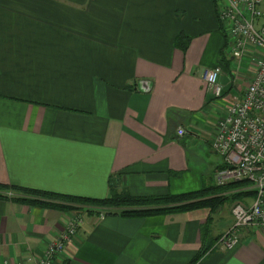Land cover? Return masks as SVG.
Returning <instances> with one entry per match:
<instances>
[{"label": "crops", "instance_id": "obj_1", "mask_svg": "<svg viewBox=\"0 0 264 264\" xmlns=\"http://www.w3.org/2000/svg\"><path fill=\"white\" fill-rule=\"evenodd\" d=\"M226 49L213 0H0V184L92 199L217 185L212 141L245 91ZM216 68L218 100L202 79ZM215 213L91 215L53 264H264V230L215 248L233 225ZM67 224L0 199V264L41 259Z\"/></svg>", "mask_w": 264, "mask_h": 264}, {"label": "built area", "instance_id": "obj_2", "mask_svg": "<svg viewBox=\"0 0 264 264\" xmlns=\"http://www.w3.org/2000/svg\"><path fill=\"white\" fill-rule=\"evenodd\" d=\"M217 13L227 34L225 55L235 67L237 83L248 57L255 64V74L242 94L232 97L226 114L218 124L212 148L223 158V169L215 175L217 185L246 181L238 191L252 193L250 201L232 208L233 225L217 240L215 248L233 250L241 243L244 230H264V0H220ZM203 81L215 100L224 96L220 68L203 73ZM185 131L179 130L183 136ZM80 221L70 219L66 228L46 248L41 259L28 264H53L78 236ZM3 264H12L6 260Z\"/></svg>", "mask_w": 264, "mask_h": 264}, {"label": "trees", "instance_id": "obj_3", "mask_svg": "<svg viewBox=\"0 0 264 264\" xmlns=\"http://www.w3.org/2000/svg\"><path fill=\"white\" fill-rule=\"evenodd\" d=\"M219 1L213 0V3L217 6ZM184 39V37L181 38L180 42L183 41V47H186ZM240 188H235L233 183L226 186L215 185L206 187L200 192L177 196L135 197L130 194H114L106 199H92L60 195L16 186H11L8 189L7 186L0 184V199H9V196H11L15 201L23 203L86 211L90 215H119L124 218H147L157 215L205 209L208 212L207 226L209 227L211 214L215 212L221 203L230 200L229 195H235L232 199L238 200L244 194L238 191ZM249 195L252 196L250 193ZM30 197H36L37 199H30ZM53 198L62 201L63 205L47 201ZM205 252L203 249L194 262H197Z\"/></svg>", "mask_w": 264, "mask_h": 264}, {"label": "rangeland", "instance_id": "obj_4", "mask_svg": "<svg viewBox=\"0 0 264 264\" xmlns=\"http://www.w3.org/2000/svg\"><path fill=\"white\" fill-rule=\"evenodd\" d=\"M243 63V69L240 72V76L238 77L237 83L236 85H238L239 87H242L246 90V88L248 87V83L251 82L254 74H255V64L253 61H250V59L248 57H245L242 61ZM232 77H231V81L234 78L235 75V67L234 65H232V73H231ZM246 181H239V182H230L227 185L233 184L235 188L236 187H247V183H245ZM226 186V185H225ZM244 194L238 199H232L235 195L231 194L230 196V200L229 201H225L224 203H221L217 208H216V212L215 215H217V218L219 219H226L228 216L231 215V211L232 208L234 207V205L236 203L239 202H244V201H250V198L253 196H250L249 193L243 192ZM247 194V196H246ZM252 194V193H250ZM249 195V196H248ZM11 200H14L13 198H11V196H9ZM30 199H37L36 197H30ZM43 201V200H42ZM50 203H54V204H60L63 205V202L60 200H56V199H49L47 200ZM31 204V203H30ZM36 205V204H33ZM42 206V205H40ZM51 207V206H48ZM57 209H61L62 211H64L65 213V217L67 221H70V219H74L77 218L79 219L80 223L83 224L84 220H86L87 217L91 216L88 212L86 211H77V210H72V209H62V208H57ZM100 217H102V215H98ZM104 216V215H103Z\"/></svg>", "mask_w": 264, "mask_h": 264}]
</instances>
